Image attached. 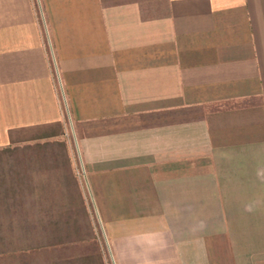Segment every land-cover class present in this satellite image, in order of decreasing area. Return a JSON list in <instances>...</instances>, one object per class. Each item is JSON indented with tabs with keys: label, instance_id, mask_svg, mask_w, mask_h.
<instances>
[{
	"label": "crops",
	"instance_id": "1",
	"mask_svg": "<svg viewBox=\"0 0 264 264\" xmlns=\"http://www.w3.org/2000/svg\"><path fill=\"white\" fill-rule=\"evenodd\" d=\"M0 167L46 264H264V0H0Z\"/></svg>",
	"mask_w": 264,
	"mask_h": 264
},
{
	"label": "rangeland",
	"instance_id": "2",
	"mask_svg": "<svg viewBox=\"0 0 264 264\" xmlns=\"http://www.w3.org/2000/svg\"><path fill=\"white\" fill-rule=\"evenodd\" d=\"M1 168L0 179L2 175V179H4L6 171H1ZM9 190L12 193V189ZM2 192L0 191V197L3 202L11 200L10 197L7 200L4 189ZM31 210V204H23L21 210L20 204L0 203V263H65L64 247L66 243L64 239L66 238L64 235H54L53 227L55 223L63 226L65 221L35 220L32 218L34 214ZM50 222L54 225H50ZM75 223L77 228L90 227L94 229L96 237L97 234H100V226L96 220H79ZM72 238L75 239L73 243L79 246L78 238L81 237L69 236L68 244L70 245H72Z\"/></svg>",
	"mask_w": 264,
	"mask_h": 264
}]
</instances>
